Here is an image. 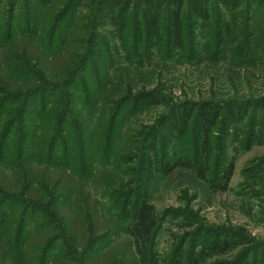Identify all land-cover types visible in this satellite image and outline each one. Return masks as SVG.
<instances>
[{"label":"rangeland","instance_id":"rangeland-1","mask_svg":"<svg viewBox=\"0 0 264 264\" xmlns=\"http://www.w3.org/2000/svg\"><path fill=\"white\" fill-rule=\"evenodd\" d=\"M129 1L135 6L123 18L127 25L124 35L135 46L147 34L144 12L151 0ZM159 1L153 3V8L160 10L165 41L174 6L170 1ZM258 1L246 4L247 0H239L240 5L234 9L241 12L238 15L241 32L253 34L242 60L233 61L238 65L222 59L202 63L182 61L181 58L201 49L204 34L192 7L204 8L206 3V0H185L183 27L187 48L181 53L164 51V45V49L149 48L151 39L147 34L139 48L132 49L131 60L122 48L119 52L108 49V45L105 60L82 68L70 85L66 83L58 89L46 86L38 91L40 83H37L32 88L37 89L36 93L21 91L14 95L17 99L13 97L7 103L8 95L0 91V141L8 134L6 146L16 150L17 156L27 137L23 151L28 148L34 153L37 148L34 141H40L43 131L51 130L52 124V133L48 134L56 144L57 162L63 165L67 157H75L74 167L78 171L82 169L80 146L87 147L90 153L86 167L90 169L86 186L91 199L98 201L110 216L107 191L112 190L117 202L130 199L131 205L146 193L159 219L151 251L161 257L163 264H174L179 257L183 264H194L195 259L197 264H260L264 252V3ZM207 2L209 17L218 20L222 4L219 0ZM23 5L24 0L0 2V43L16 36L26 37L33 31L34 24L22 13ZM225 10L232 11V6ZM67 18L57 25L54 36L45 40V44L50 40L57 42L54 50L59 48L60 36L67 32ZM81 18L82 31H93L91 11H83ZM107 19L108 15L102 20L104 29L101 26L97 32L105 41L111 38V43L120 44L123 38L116 40L112 34L108 35V30L114 29L106 25ZM210 29L213 31L214 26L210 25ZM204 104L221 110L213 132L214 162L217 157L234 159L229 191L212 192L187 169H177L167 176L157 174L146 186L149 144L156 140L160 158L173 159L174 152L185 144L175 141L170 146L169 126L173 119L179 122V117V124L185 122L187 112L191 111L184 138L186 147H191L199 131L196 116ZM72 148L76 151L74 156ZM44 150L42 157L37 156L43 162L50 157L48 148ZM6 159L5 156L0 162ZM125 237L119 232L103 242L100 254L125 256L127 248L118 247ZM226 240L228 247L211 250L216 241L222 244Z\"/></svg>","mask_w":264,"mask_h":264},{"label":"trees","instance_id":"trees-1","mask_svg":"<svg viewBox=\"0 0 264 264\" xmlns=\"http://www.w3.org/2000/svg\"><path fill=\"white\" fill-rule=\"evenodd\" d=\"M156 1L159 0L149 1L144 12L147 16L145 29L151 39L149 48L160 46L164 49L165 46L164 51L181 53L187 48L183 27L185 0H162L170 1L174 6L165 41L162 40L160 10L153 8ZM207 1L204 8L192 7L193 15L201 20L204 34L201 49L181 59L188 63L222 59L236 64L234 59L242 60L243 51L253 38L252 33L245 35L241 32L242 23L238 17L241 12H234L240 2L219 0L222 4L221 14L214 21L209 17L210 6ZM258 3H264V0H259ZM229 5L232 6V11L225 10ZM134 6L129 0H24L22 13L34 24L33 31L26 37L11 36L12 39L8 42L3 40L0 43V91L8 95L5 103L13 97L17 99L14 95L21 91L36 93L37 89L32 88L37 83H40L38 91L46 86L58 89L66 83H72L82 68L91 63H101L106 56L105 49L109 46L108 49H117L119 52L122 48L125 50L124 55L127 54L131 60L132 49L139 48L142 39L147 37V34L145 37L143 34L139 44L133 46L124 35L127 25L123 18ZM85 10L91 11L94 18V30L89 33L83 32L80 26ZM106 15V25L114 29L107 33L112 34L116 40L123 38L120 44L115 41L112 44L111 38L105 41L97 32ZM67 16V32L60 36L59 48L54 50L57 42L50 40L45 44V40L54 36L55 28ZM242 17L248 20L247 15ZM210 25L214 26L213 31ZM143 45L146 47V43ZM220 53H223L221 58L217 56ZM4 106L5 104L1 109ZM187 113L189 116H185V122L179 124V117V122L175 123L176 120L173 119L169 126L170 146L176 144L175 141L185 144L179 152H174L173 159L165 160L166 157L163 156V161L160 158L156 140L149 144L148 149L151 150L146 159L145 185L148 186L157 174L167 176L177 169H187L192 170L212 192L229 191L235 170L234 159L220 160L221 157H217L214 162L213 132L221 110L208 104L202 106L196 116L199 131L191 147H186L184 143L192 112ZM50 126L51 130L43 131L41 142L34 141L37 147L34 153L28 148L23 151L27 137L17 156L16 150L6 146L8 134L2 138L4 141H0V159L7 157L6 162H0V264H127L133 261L135 264H163L161 257L155 256L151 251L159 219L157 210L148 202L146 193L138 203L131 205L130 199L117 202L112 190L107 191L110 193V216L105 214L99 202L91 199L86 186L90 169V166L86 167V161L90 151L87 147L80 146L81 171L74 167L77 160L72 156L71 159L66 158L65 164L60 165L54 149L56 144H53L51 135L48 134L53 130L52 124ZM45 147L48 148L50 157L43 162L40 157L43 156ZM72 149L74 156L76 151L75 148ZM31 212L34 214L30 215ZM119 232L126 236L118 245L127 248L125 256L121 258L117 253L100 254V245ZM226 247L227 240L222 244L216 241L211 250L221 251ZM203 251L204 248H201L200 253ZM197 261L195 259L194 264ZM259 263L264 264V252ZM174 264H183L182 259L179 257Z\"/></svg>","mask_w":264,"mask_h":264}]
</instances>
